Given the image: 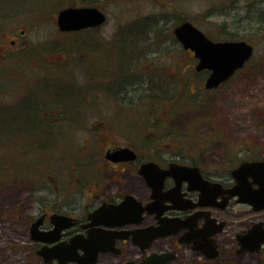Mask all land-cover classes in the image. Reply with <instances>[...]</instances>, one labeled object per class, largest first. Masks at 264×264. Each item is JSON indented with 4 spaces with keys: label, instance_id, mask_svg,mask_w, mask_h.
<instances>
[{
    "label": "rangeland",
    "instance_id": "1",
    "mask_svg": "<svg viewBox=\"0 0 264 264\" xmlns=\"http://www.w3.org/2000/svg\"><path fill=\"white\" fill-rule=\"evenodd\" d=\"M81 5L99 6L107 14L105 24L85 33L62 32L58 26L59 11ZM187 19L213 40L245 39L255 46L246 66L216 90L208 91L204 85L200 90L205 73L191 75L188 90L196 91L195 101L202 98L207 102L205 110L187 109L189 100L184 91H189L180 82L187 78L182 77L187 51L174 40V28ZM0 27L3 33L13 32L9 39L17 36L22 42H28L23 45L18 42L10 53L2 56L0 84L5 87L33 82L37 90L51 92L46 100L57 105L72 104L80 90L93 85L79 78L82 70L93 74L98 79L95 86L110 95L124 88L126 68L137 72L128 77L129 84L136 87L142 78L141 86L146 85L148 74L145 72H154L162 81L177 72L178 82L174 85L180 89L176 92L179 124L176 135L171 136L174 130L163 136L162 144L171 143L163 147L178 145L180 153L190 157L195 154V159L203 164L208 159L221 162L223 153L228 157L264 158V0H0ZM105 56L113 64L108 66ZM108 71L115 79L107 78ZM140 72H144V77H138ZM175 86L172 90H177ZM137 93L123 95L138 99ZM4 95L13 96L12 93ZM147 101L153 102L149 98ZM109 103L99 105L101 115L93 123L88 119L65 127L58 122L18 125L15 135L26 131L51 134L49 146L45 145L48 140H35L27 154L17 150V140H6L8 135L5 139L0 135V264H44L19 234L24 232L16 221L22 214L20 206L29 207L24 212H33V207L35 210L42 204L61 203L63 196L68 202L75 201L76 189L71 186L78 180L77 167L81 164L92 167L104 164L105 171L100 175L103 180L112 179L114 175L107 171L103 160L110 145V140L106 141L107 128L97 123H113L115 112V120L121 122L124 114L116 108V103ZM125 110L129 115L128 109ZM11 127H5L4 132L8 134ZM99 132L105 135L102 146L95 149L97 143L92 142ZM214 137L218 139L213 141ZM52 138L57 140L53 142ZM150 140L148 135L147 143ZM126 141L128 138L124 135L122 142ZM27 160H30L29 170L13 166L26 164ZM181 255L177 264H196L190 249L186 248Z\"/></svg>",
    "mask_w": 264,
    "mask_h": 264
},
{
    "label": "flooded vegetation",
    "instance_id": "2",
    "mask_svg": "<svg viewBox=\"0 0 264 264\" xmlns=\"http://www.w3.org/2000/svg\"><path fill=\"white\" fill-rule=\"evenodd\" d=\"M96 7L104 12L99 6ZM105 22L98 26L62 32L85 33L99 29ZM16 30L14 28V31ZM10 33L11 31L3 33L2 27H0V65L2 56L10 53L13 46H16L18 42L19 45L26 43L17 36L15 39H9ZM24 33L25 31L22 30L21 34ZM103 40L112 42L110 39ZM174 40L185 49L176 36ZM185 50L187 51V63L184 64L185 67L182 71L184 76L182 77L187 78L180 81L182 84L185 83L184 89L188 90L191 75L200 72L206 75L204 84L199 87L200 90L203 85L208 91L216 90L222 86L223 83L215 88H207L205 83L210 71L198 70L199 59L195 52L192 49ZM95 59L92 60L95 61ZM104 60L108 66L113 64V60L108 56H105ZM89 73L82 70L78 76L83 83L90 82L93 85L88 89L80 90L72 104L60 103L57 105V103L46 100L47 96L51 97V92L37 90L33 82L12 87L0 84V129L2 130L0 135L3 138L8 135L6 140H17L19 142L17 150L25 154L31 151L35 140L44 142L48 140L44 144L49 146L51 134L47 132L32 134L26 131L18 132L21 134L15 135L14 131L19 128L18 125L26 127L32 123L47 125L58 122L63 123L65 127V125L85 122L88 119H91L93 123L100 118L99 105L110 104V101L116 103V108L124 114V120L121 122L115 120V112L112 114H115L114 120L111 115H108L109 120H113V123H109V121L97 123L100 126L106 125L109 138L106 141L110 140L103 160L107 171H112L114 175L111 180H103L100 175L105 171L104 164L95 167L81 164L77 167L78 180L75 185L71 186L76 189L75 201L68 202L63 196L64 200L61 203L42 204L35 210L33 207V212H24L28 210L27 206L19 207L22 214L16 218V221L24 231L19 234L24 237L28 248L32 249L44 264H64L60 262L59 257L67 255L66 249L70 247L71 239L78 237L85 240L89 238V235H93V241H95L93 249L105 248L107 250L100 251L94 264H148L149 262L161 264L160 257L162 258V256H159L155 261H150L149 258L155 253L163 255L169 252L170 257L164 264H177L182 258L181 252L186 248L193 252V257H196L193 261L196 264L216 262L218 264H264V207L256 208L262 203L259 196L264 191L261 190L264 180L262 183L258 181L261 168L259 162L264 161V158H258L255 155L228 157L226 153H223L221 162L208 159L207 163L203 164L195 159V154L190 157L184 155L182 151L180 153L175 142L176 148L163 147L171 144H162L163 136L174 130L171 136L176 135L177 124H179L177 116L179 101L176 92L179 93L180 89L174 85L175 81L178 82L176 74L179 75V73L177 72L174 73V76L164 77L167 84L154 72H145L148 74L146 85L141 86L142 78L136 87L129 84L128 77L134 76L137 72H131L126 68L124 88L112 95L95 86L98 79ZM140 73L138 77H144L142 75L144 72ZM84 75L88 78H84ZM107 78L115 79V75L108 71ZM129 86H131L130 91H125ZM174 86L177 87V90H172ZM131 91L138 92L136 95L138 99L131 97L127 99L123 95ZM188 91H184L185 97L189 100L187 109L190 107L194 111L207 109V102L204 99L195 101L196 91L191 88ZM10 93L13 96L4 95ZM148 98L153 102L149 103ZM145 101L148 102V105ZM137 104L139 105L137 106ZM88 109L89 112H87ZM125 109H128L129 115L125 113ZM126 116L129 117L127 120H125ZM8 126L12 127L6 134L4 128ZM104 135L102 132L96 134L92 142V144L97 143L95 149L102 146ZM124 135L128 138L126 142H122ZM148 135L151 136L149 143H147ZM35 136H37L36 139L33 138ZM214 138L213 141L218 139ZM52 140L54 142L57 139L52 138ZM123 149H126L127 152L124 156H127L128 159L115 160L111 157L112 154ZM29 161L27 160L26 164L16 163L13 166L25 167L29 170ZM244 161L259 163L252 173L245 177L246 189L243 191L244 196L250 194L253 196L255 204L242 201V195L239 193H232V190L238 185L233 171ZM147 163L151 165L143 168ZM169 170L172 172L166 173ZM119 174H121L120 177ZM122 178H125L126 182ZM24 193L23 191L22 194ZM214 194H217V197L214 198ZM126 195H132L140 201L145 207L144 211L139 213L137 204H126L122 206V210H119ZM206 202H210L211 205H204ZM102 205H107L109 211L97 212ZM55 215H63L65 219L61 223H56ZM139 218L141 220L138 223L130 222L132 219L139 220ZM104 221L124 223L108 225ZM182 224H186V226L173 232ZM59 226L66 227L58 230ZM216 226L221 228L214 234L217 255L215 258H210L209 256L213 252L210 250L209 232ZM166 231L172 232L165 236L160 235ZM45 233L49 237L57 239L52 241L37 239L38 236ZM151 236L156 237L150 239ZM43 250L47 252V256L40 254ZM51 251L60 252L59 256L50 259ZM78 253L80 257H83L85 250L79 248ZM136 255L139 257L137 258ZM49 256L50 261H47L46 258ZM115 260H118V263ZM66 264L84 263L68 261Z\"/></svg>",
    "mask_w": 264,
    "mask_h": 264
},
{
    "label": "water",
    "instance_id": "3",
    "mask_svg": "<svg viewBox=\"0 0 264 264\" xmlns=\"http://www.w3.org/2000/svg\"><path fill=\"white\" fill-rule=\"evenodd\" d=\"M105 20L106 14L96 6H69L60 10L58 13V26L62 31L79 30L86 27L98 26L104 23ZM174 33L185 49H192L195 52L196 56L199 59L197 69H206L210 71L205 83V86L207 88L218 87L221 83L227 81L233 74H235L236 71L242 69L245 66L246 62L251 59L255 52L254 44L245 39L213 40L208 37L206 33L198 26H196L191 20H185L179 23L174 28ZM126 152V149H123L122 151L115 152L111 157H113L115 160L128 159L127 156H124ZM259 163H261V168L258 181L262 183L264 180V161ZM259 163L253 161H244L238 168L233 171V175L237 179L238 185L232 190V193H239L240 195H242V201H247L249 203L255 204V200L252 198L253 196L251 194L248 196H244L243 191L244 189H246L245 177L248 174L252 173L253 169ZM149 165L151 164L147 163L146 166H143V168H146ZM169 172H172V170H169L166 173ZM261 190H264V185H262ZM263 195L264 191L259 196L262 203L259 206H256L257 209L264 207ZM213 197H217V194H214ZM126 204H137L139 206V213H142L145 209L142 203L132 195H126L125 200L119 206V210H122V206ZM204 205H211V203L206 202ZM101 211H109V209H107V205H102L97 212ZM54 219L56 220V223H61L62 220L65 219V217L63 215H55ZM140 220V218L139 220L132 219L130 220V222L134 223L136 221V223H138L140 222ZM104 223L108 225H121L124 222L104 221ZM185 226L186 224L179 225L176 229L173 230V232H177ZM63 227L66 226H59L58 230ZM220 229V226H216L209 232L210 250L213 252L209 256L211 258H214L217 255V252L215 251L217 245L215 243L213 235L220 231ZM170 232L172 231L162 232V234L160 235L165 236ZM154 237L156 236H151L150 239H153ZM37 239L41 241H52L57 238H51L45 233L38 236ZM94 243L95 241H93V235H89V238L85 240H82L78 237H73L69 243L70 247L66 249L67 255L59 257L60 262L66 264L68 261H80L84 264H94L100 251H107L105 248L93 249ZM79 248H83L85 250L83 257L79 256ZM50 253H52L50 255L51 258L50 256L46 258L47 261H50L49 258L53 259V257L59 256L60 252L51 251ZM62 253L63 252L61 251V254ZM40 254L47 256V252L44 250L41 251ZM159 256H162V258L160 257V261L161 264H164L169 259L170 253L163 255L155 253L152 254L149 260H158ZM148 264L152 263L149 262Z\"/></svg>",
    "mask_w": 264,
    "mask_h": 264
}]
</instances>
